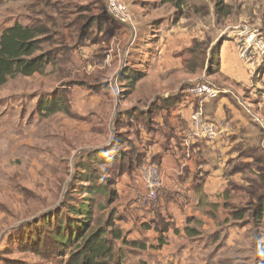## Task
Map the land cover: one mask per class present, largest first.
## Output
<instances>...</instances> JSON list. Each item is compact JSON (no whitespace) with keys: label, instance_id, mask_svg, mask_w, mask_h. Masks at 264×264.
I'll list each match as a JSON object with an SVG mask.
<instances>
[{"label":"rangeland","instance_id":"rangeland-1","mask_svg":"<svg viewBox=\"0 0 264 264\" xmlns=\"http://www.w3.org/2000/svg\"><path fill=\"white\" fill-rule=\"evenodd\" d=\"M14 1L0 0V35L15 24L39 20L50 28L44 49L59 53L72 49L81 27L92 15L103 16L105 9V0H22V5ZM120 1L133 18L129 46V33H122L116 24L113 28L121 32L117 37H100L95 31L89 37L104 40L105 56H118L115 68H107L105 74L110 81L120 67L119 76L126 75L116 87L122 107L167 108L185 100L195 83L209 82L225 90L221 96L236 109L253 111L248 127L257 130L261 144L264 132L253 122L264 126V49L256 48L264 45V0ZM246 48L248 56L243 59ZM248 64L253 78L244 84L239 70ZM71 72L48 67L41 74L18 75L0 86V264H64L70 250L60 256L52 253L49 243L47 249L41 243L40 252L33 246L37 237L44 240L47 232L66 220V201L94 202V226L106 229L110 239L111 230L121 233V239H112L115 262L264 264V215L258 222L249 209L243 214V227L237 223L238 235L224 224L219 225L223 230H210L204 214L189 220L182 237L173 228L163 235L158 226H130L126 212L130 202L124 198L120 178L129 162L141 157L140 144L129 136L139 125L113 131L114 97H109L108 87L100 112L87 107L85 117L76 113ZM218 99L215 103L220 104ZM52 103L63 111L50 114ZM113 144L125 154L124 161H108L106 149ZM243 154L248 155L247 151ZM242 164L243 191L255 193L259 187L251 174L254 166ZM88 167L100 172V182L107 181L106 194L82 191L88 186L81 181ZM261 176L263 189L264 170ZM46 218L51 219L49 225L43 221Z\"/></svg>","mask_w":264,"mask_h":264},{"label":"crops","instance_id":"crops-1","mask_svg":"<svg viewBox=\"0 0 264 264\" xmlns=\"http://www.w3.org/2000/svg\"><path fill=\"white\" fill-rule=\"evenodd\" d=\"M21 2L22 0L14 1L17 5ZM113 24L119 26L122 33H129V46L133 35L131 26L118 25L105 14H95L91 16L89 23L81 27L68 60L56 65L50 64L45 71L48 67L58 71L63 68L72 71L70 81L74 83V87L71 92L76 113L85 117L87 107L90 111L100 112L103 99H107L108 87L112 92L109 97H114L113 131L128 129L133 124L139 125L130 131L129 136L140 144L138 156L141 157L133 160L120 178L124 198L130 202L126 211L130 226L135 223L148 224L153 228L158 226L163 235L173 228L176 233L179 232L177 236L182 237L189 220L204 214L202 218L210 230H223L219 225L224 224L229 227L231 234L238 235V230L243 227L245 209H249L247 212L260 222L264 215V188L260 187L263 184L261 175L264 170V139L259 144L260 134L256 129L252 131L248 127L247 118L252 119L253 111L236 109L231 100L221 96L225 90H220V104L215 103L216 99L203 107L204 121L215 125L219 132L218 136L211 140L194 126L191 117L199 105L197 100L189 96L167 108H123L119 99L120 93H117L116 88L119 83H123L119 79L121 68L114 70L110 81L105 74L107 68H115L114 60L118 56H105L104 40H99L96 36L91 39L89 37L93 31L100 37L108 34L117 37L121 32L115 30ZM119 40L121 41L120 38ZM241 68L243 70H239L242 73L239 79L244 84L250 83L253 70L251 71L249 64ZM225 109H228V112ZM121 121L127 125L120 124ZM253 124L260 132H264V126L262 128L254 122ZM244 151H247L248 155H244ZM242 163L254 166L251 174L256 179L254 185L259 187L255 193H252L253 190L250 193L243 191ZM150 164L159 167L163 188L158 201L142 205L139 200L145 188L140 173ZM252 202L258 205L254 207ZM229 214L234 216V219H231ZM188 226L190 225H186L187 228ZM173 236L175 235L170 237Z\"/></svg>","mask_w":264,"mask_h":264},{"label":"trees","instance_id":"trees-1","mask_svg":"<svg viewBox=\"0 0 264 264\" xmlns=\"http://www.w3.org/2000/svg\"><path fill=\"white\" fill-rule=\"evenodd\" d=\"M49 35L48 24L39 20H32L27 25L15 24L3 30L0 35V86L5 85L15 76L31 77L37 73L41 74L48 65H56L68 60L71 49L68 52L64 49L60 53L44 49L45 43L50 40ZM125 76L122 73L119 79L123 80ZM137 80L138 78L133 79L130 86L132 89L135 85L134 81ZM49 111L50 114H55L63 110L52 103ZM106 150L110 163L124 161L125 154L120 152L115 144L107 147ZM130 164L132 161L128 165ZM85 171L81 181L88 186L82 188V191L92 193L93 196L106 194L109 191L107 181L105 184L99 181L100 172L92 167H88ZM64 210L67 213L66 220L62 219L58 222L49 233L47 232L48 235H45L44 240L37 237L33 246L35 251L40 252L41 243H44L45 249L51 247L52 253L60 256L70 250L69 258L64 264H123L120 259L115 262L112 243V239L122 238L121 233L111 230L112 239H110L106 229L94 226V202L73 204L72 201H66ZM43 221L46 225L51 223L49 218Z\"/></svg>","mask_w":264,"mask_h":264},{"label":"built area","instance_id":"built-area-1","mask_svg":"<svg viewBox=\"0 0 264 264\" xmlns=\"http://www.w3.org/2000/svg\"><path fill=\"white\" fill-rule=\"evenodd\" d=\"M105 16L114 22L122 25L133 26V18L127 6L120 0H105ZM258 50H263L264 45H256ZM248 49L242 51L241 57L246 59ZM220 90L209 82L200 81L192 85L188 90V96L198 101V109L192 114L194 126L201 131L207 138L215 139L219 132L215 125L206 123L203 118V107L205 104L216 100L220 95ZM140 179L145 188L144 194L140 198L142 205L156 202L161 196L163 188V179L159 167L156 164H150L143 168L140 173Z\"/></svg>","mask_w":264,"mask_h":264}]
</instances>
